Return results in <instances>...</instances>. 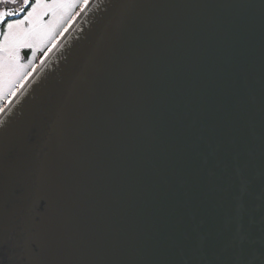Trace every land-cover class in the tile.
I'll return each mask as SVG.
<instances>
[{"label": "water", "instance_id": "obj_1", "mask_svg": "<svg viewBox=\"0 0 264 264\" xmlns=\"http://www.w3.org/2000/svg\"><path fill=\"white\" fill-rule=\"evenodd\" d=\"M135 3L117 75L95 104L54 123L52 101L105 21L71 39L0 128V264H14L9 245L38 189L49 202L38 231L57 264H234L220 243L231 182L210 175L200 144L241 137L252 153L254 264H264V0ZM66 212L78 250L56 248ZM193 217L209 239L203 254Z\"/></svg>", "mask_w": 264, "mask_h": 264}, {"label": "snow or ice", "instance_id": "obj_2", "mask_svg": "<svg viewBox=\"0 0 264 264\" xmlns=\"http://www.w3.org/2000/svg\"><path fill=\"white\" fill-rule=\"evenodd\" d=\"M135 0H124L118 9L114 0H0V128L16 115L22 98L32 84L44 74L55 71L61 56L77 33L84 34L97 21L99 42L88 49L73 68L61 95L52 101L54 123L63 124L72 114H80L95 104L102 86L117 75L122 48L136 16ZM249 135L253 131L249 130ZM264 141V132L261 133ZM246 140L213 142L204 140L200 152L210 175L226 174L231 182V198L221 222L220 243L235 255L234 264H254L257 241L249 226L254 222L249 207L253 178L249 174L251 151ZM72 177L66 180L71 189ZM49 202L36 190L32 194L20 224V231L9 245L14 264H57L51 259L52 248L38 228L42 208ZM56 248L74 251L81 239L66 212L55 229ZM191 238L197 251L205 253L209 239L200 233V224L193 217ZM264 243V235L260 237ZM3 244L0 243V247Z\"/></svg>", "mask_w": 264, "mask_h": 264}]
</instances>
